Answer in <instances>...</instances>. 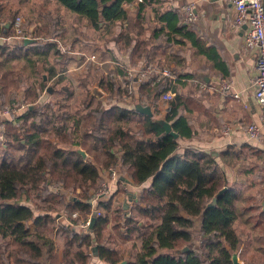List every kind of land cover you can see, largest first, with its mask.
Masks as SVG:
<instances>
[{"label":"trees","instance_id":"trees-1","mask_svg":"<svg viewBox=\"0 0 264 264\" xmlns=\"http://www.w3.org/2000/svg\"><path fill=\"white\" fill-rule=\"evenodd\" d=\"M6 1L0 0V40L6 42L0 45V59L4 57L0 60V96L10 88V74L5 72V66L11 57L5 59V55L11 46L9 40L15 38L11 25L17 18L16 12L6 10ZM48 1L86 19L95 29H99L101 22L115 25L129 23L132 19L134 26L138 25L145 20L143 13L149 5L163 3V0ZM154 11L170 34L179 32L194 43V36L178 12L159 14L158 9ZM48 17L51 21L35 29L45 43L44 49L42 52L35 48L27 50L40 55L44 63L50 51L60 54L58 44L52 42L56 38L55 32L48 27L53 26L55 20ZM118 38L128 50L130 29L122 31ZM178 43L186 42L180 40ZM19 45L22 50L27 48L25 40L19 41ZM145 51L146 46L137 43L132 55L140 59L147 56ZM24 56L22 60L33 66L34 60L27 54ZM107 80L101 84L114 95L115 85H106ZM167 81V78L155 82L149 79L137 93L157 106L160 96L169 89ZM45 85L43 80L40 86L44 88ZM23 88V98L30 106L19 111L16 118L12 117L14 115L6 117L0 131V264H121L120 253L102 240L115 201L112 195L121 187L100 200L98 209L106 213L93 220L89 228L80 232L75 228L77 225L60 223L57 230H62L64 235L61 253L56 250L53 240L45 236L55 228L51 226L53 218L47 212L49 210L37 214L32 207L21 203L24 195L31 192L48 203H59L66 197V207L71 214L75 211L80 214L72 219L78 223L80 218L92 213L90 190L98 184L101 171L117 165L126 168L127 177L136 186L142 187L151 180L148 187L135 195L130 215L122 219L115 216L119 221L115 228L124 240H131L134 234L142 240L141 250L127 264H234V256L243 248V240L236 229L239 195L227 186L225 173L219 169L215 158L189 147L182 150L179 139L193 136L188 119L181 113L188 107L183 96L176 93L167 103L166 121L178 135L175 137L166 133L154 116L119 106L107 107L106 101L96 102L89 94L86 111L80 119L69 114L58 117L56 111L45 117L43 109H52L54 105L41 106V94L34 98L30 95L32 87L25 85ZM70 118L73 125L67 128ZM80 128L82 134H79ZM47 134L55 136V141ZM80 148L90 159L82 156ZM125 176L122 174L118 184ZM50 184L75 194L79 189L81 192L78 197L71 198L58 189H51ZM214 199L216 203L209 207ZM123 227L126 231L122 232ZM256 241L257 245L263 243L260 239ZM176 250L178 252L163 253ZM91 257H96L99 262L92 263Z\"/></svg>","mask_w":264,"mask_h":264},{"label":"crops","instance_id":"crops-1","mask_svg":"<svg viewBox=\"0 0 264 264\" xmlns=\"http://www.w3.org/2000/svg\"><path fill=\"white\" fill-rule=\"evenodd\" d=\"M46 1L48 4L55 5L56 9L51 11L45 5L38 12L42 13L45 10L47 14L52 15L56 26L50 24L48 27L52 32L58 29L57 31L63 33L64 41L70 45L64 43L66 47H63L62 41L56 40V38L52 41L58 42L57 47L62 46L61 51L68 55L67 62L69 64L67 63L65 71L60 70L59 61H57L59 59H56L55 63V60L51 58H55L56 55L50 51L45 62L48 67L43 70L45 74L43 79L46 81L43 91L47 90L48 98L52 94H50L51 89H47V85L51 87L54 82L58 83L59 80L67 79L66 73L81 69L82 77L83 75L89 76L85 65L94 63L97 73L103 74L104 72L102 73L98 66L110 63L113 58L114 63L117 61L115 66L111 65L109 73L100 76L97 89L102 93V96L100 95L99 99L95 98L96 102L106 101L107 107L119 106L135 113L138 111V106L143 104L145 107L150 106L156 119L166 120L167 104L164 107H152V103L141 98L139 93L132 96L136 101H120L123 83L121 77L123 72L125 74L129 66H127L128 63L135 69L140 68L143 63L160 66H167L166 64L176 66V64L184 63L183 67H177L179 76L175 81L171 82L167 78L169 89L165 91H171L175 95L177 93L188 102V107L184 108L181 113L188 119L193 136L189 139H179L182 150L187 147L193 148L211 155L219 162V169L225 173L227 186L239 195L236 204L238 213L236 225L239 222L245 224L240 235L243 246L245 239L248 238V232H255V235H259L256 240L260 239L264 242V130L263 136L259 140L249 139L244 131L248 124L260 122L264 109L254 95L257 52L245 49L243 35L246 27L235 26V10L231 4L227 0H163L160 5L156 3L149 5L143 13L145 20L139 22L138 25L134 26L135 20L132 19L129 23L125 21L115 25L101 22L99 29H95L86 19L58 6L54 1ZM188 2H195L200 14L197 22L186 24L189 32L195 38L194 43L185 39L179 32L170 34L169 29L158 19L157 13L154 11V9H158L159 14L176 11L180 14V8ZM181 20L183 21L182 16ZM77 22L88 25L92 29V31L90 30L91 34L87 32L80 36L76 27ZM4 24L9 26L8 23ZM38 24L37 27H44L41 19ZM128 28L130 29L131 46L127 50L125 44L119 41L118 36ZM107 34L113 35L108 46L111 49L102 52L100 48ZM180 40H184L186 43H178ZM43 43L41 42L40 48L36 49L38 52H42L44 49L42 46H45V43ZM137 43L146 46L147 56L138 59L132 55ZM26 50L29 48H23V51ZM107 53L111 57H108ZM35 56L37 63L44 62L40 55ZM91 56H96L95 61L87 59ZM105 79H108L106 85L109 83L115 85L114 95L113 92H108L103 88L101 83ZM161 79L164 78L159 80ZM224 83L229 84L230 88L224 89ZM63 93L66 94L68 100L74 96V92L68 89L63 90ZM235 94H239V97H235ZM111 96L113 97L111 98ZM85 111L86 108L82 104L73 108V113L68 112L67 114L71 117L76 115L80 119ZM224 124H231L233 127L229 136H225L221 132ZM66 125L67 128L73 125L71 118ZM82 133L83 129L80 128L79 134ZM78 150L85 153L84 158H89V154L85 150L82 148ZM125 170L126 168L122 169V174H126V176L121 183L118 184L119 181L111 183V191L118 187L128 190L126 201L132 204L138 192L148 187L151 180L142 187L136 186L127 177L129 175ZM105 177L102 176V178ZM262 247L264 245L259 246L258 249L262 250ZM252 248L254 246H251Z\"/></svg>","mask_w":264,"mask_h":264},{"label":"rangeland","instance_id":"rangeland-1","mask_svg":"<svg viewBox=\"0 0 264 264\" xmlns=\"http://www.w3.org/2000/svg\"><path fill=\"white\" fill-rule=\"evenodd\" d=\"M5 5H6L7 11L16 12L17 13L16 16L21 18L22 22H21L20 28L23 30V34H21L19 37L25 36V37H28L29 40H31L30 42L27 43L28 48L39 49L40 48L39 44L43 40L40 37V35L35 33V29L37 28V25H39L38 21L41 19L42 24H45L44 22L48 23L49 21H51V19L48 17L49 15L47 16V13L45 12V10H43L42 13L38 12V10L40 8H43L46 5L52 11L56 9V6L53 4H48L46 0H8L5 2ZM76 27H77L78 34L80 36H82L84 33L87 34V32L91 34L92 29L86 24L83 25L81 24V22H77ZM81 29H83V31H81ZM57 30L55 31V34H54L56 36V40L58 39L59 41H62L61 43L63 47H66V45H69V44L64 41V37L62 36L63 33ZM64 33L66 34V32ZM13 37H14V33H13ZM112 39H113L112 34H107V36H105V39L103 41L104 45L102 44L100 48L102 52L106 51L107 49L108 50L111 49L108 46L110 45L109 42H111ZM19 41H22V39L14 38L13 40H9L11 46L8 47L6 55H5V59L7 58V56L11 57V60L7 62L5 66V72L10 74L9 75L10 88L7 90V92L4 93L3 96H0V131L4 128L3 120H5L6 117H8L7 115H2L3 112L6 109H8L9 106L10 107L13 106V104H17L20 106V101L25 94V89L23 88L25 85L32 87V90L30 89L31 90L30 95L32 97L37 98L38 95L41 94L39 98L40 100L38 99L40 101L41 106L46 105V107L47 106L50 107L51 105H54L52 109H48V110L43 109L45 117L51 116L53 114V111L57 112L58 117H64L65 116L64 114H67L68 112L73 113V108H76L78 105H82V104L84 106L86 105L87 93H89L90 96L91 95L94 96L96 99H99L102 96V93L97 89V85L100 81V76L108 74L109 69L111 68L110 66L111 65L115 66L117 62L116 61L114 63L113 58H111L110 63L106 65L104 63L102 66H98L99 68H101L102 70L101 72L102 73L104 72L103 74L97 73V69H96L97 67L94 68L95 67L94 63L93 64L89 63V65L88 64L85 65V67L88 69L87 74H90L89 76L83 75L82 77V75L80 74L81 69L70 71L68 73L69 75L66 73V77L68 76L67 79L59 80L58 83L54 82V84L52 85L50 84L51 87L47 85V89L50 88L51 89L50 94H52V96L48 98L49 94L48 92H46L47 90L43 91L44 88H41L40 86V84L43 83V80H44L43 77L45 75L43 70H45V68L48 67V64L44 62L37 63V57L34 55L36 53L35 52L30 53V51H27V50L23 51L20 48ZM4 43H6L5 40L1 39L0 44L2 45ZM64 43H66V45ZM3 46H6V45H3ZM29 46H32V47H29ZM58 48L60 50V54L56 52L55 53L56 57L51 58V59L55 60L54 61L55 63L59 61L58 67L61 68L60 70L65 71L67 68V65L69 64L67 62L68 55H66L63 51H61L62 46L61 47L58 46ZM56 50L57 49H55V51ZM52 51L54 52V50ZM26 54L28 58L34 60L33 66H30L29 63L25 59L22 60V58L25 57L24 55ZM107 56L111 57L108 55V53H107ZM3 59L4 57L1 58L0 60H3ZM56 59H59V60L56 61ZM128 65L131 67L129 63L127 64V66ZM166 65L169 68H171V70L177 76H179L178 75L179 71L177 67H183L184 63L176 64V66L169 65V64H166ZM0 74H1V71H0ZM124 75L125 74L123 72L121 80H123ZM12 81L13 83L11 84ZM120 84H121V81H120ZM65 89H68L74 92V96L69 100L67 99L68 97H66V94L63 93V90ZM121 93H122V96L119 99L120 101H124V102L125 101H132V102L136 101L135 99L132 98V96L129 97V96L124 95L122 90H121ZM115 100L116 102H118L116 98ZM166 104L167 103L165 102L158 101L157 106L155 107L156 108L164 107ZM141 105L145 107L143 104ZM29 106L30 105L27 104L24 110H26ZM152 107H154L153 104H152ZM16 114H13L14 116L12 117L16 118L20 115V114H17V115ZM57 123L60 124V122H57ZM46 136L50 138L51 134H47ZM50 139H52V141H55L56 137L52 136ZM105 173L106 172L104 173L102 172L100 180L103 179L102 176L105 177L106 175ZM50 185H51V189L53 190L58 189L60 190L61 193L64 192L66 196L71 197V198L78 197V193L81 192V190L79 189L77 193L75 194L74 192L70 190L69 191L61 190V188L59 189L58 186H56L55 184H50ZM128 192H129L128 190L121 188L118 194L112 195V196H115V199L116 198L117 199L114 201L113 208H111V211L109 212L110 223L104 229L102 233L103 234L102 240L104 241V243L110 248L117 250L122 256L123 261L121 262V264H127L129 261H132L135 258L137 252L141 250V246H142L141 244L142 240L138 238V234H134L131 240H124L122 237V234L119 233L118 230L115 228V225L119 223V221L115 219V216H119L121 219L127 218L130 215L131 209H133L132 204H129L128 201H126ZM112 193L113 191H110V195ZM63 200L64 199H62L61 202L59 203L44 202L42 199H40L36 195L35 192H31L30 195L25 194L23 199L21 200L22 201L21 203L32 207L36 211L37 214H43L47 212L51 214L53 218V222L51 226L53 228L55 226V228L52 232L50 231L46 232L45 236L46 238L53 240V242L55 243L56 250L59 253H61L62 249L64 248L63 232L62 230H57L60 223L69 225V226H73V225L76 226L82 223V220L84 218V217L80 218V221L78 223L74 222L72 220L73 218L71 216L70 210H68L66 207V204H67V202L65 201L66 197L64 200L65 203ZM122 207L124 208L125 211L122 210ZM47 208H50V209H47ZM45 210H49V211L46 212ZM105 213H106L105 210H103V214ZM122 213H124L123 217L121 216ZM79 217H80V214H79ZM122 221L123 220H121V222ZM236 226H237L236 229L238 230L239 235H241L243 229L245 228V224L242 222H239ZM75 228L77 231L82 232V228L77 227V226ZM32 230L35 231L36 230L35 227H32ZM123 231H126V227H123L122 232ZM258 236H259L258 234L255 235V232H248V238H246L247 240L245 239L243 248L240 250V252H238L234 256V259L235 261H237V263L239 264H264V247H262V250L258 249L260 245H264V242L263 243L258 242V244L260 245H257L256 238ZM251 246H254V248L251 249ZM168 252L175 253L178 251L177 250L176 251H163V253H168ZM91 262L95 263V262H99V260L96 257L95 258L91 257Z\"/></svg>","mask_w":264,"mask_h":264},{"label":"built area","instance_id":"built-area-1","mask_svg":"<svg viewBox=\"0 0 264 264\" xmlns=\"http://www.w3.org/2000/svg\"><path fill=\"white\" fill-rule=\"evenodd\" d=\"M235 10L234 23L238 28H245L244 30V47L246 50H255L257 52L256 59V76L254 79L255 99L264 108V1L263 0H227ZM180 14L185 24H193L198 21L200 14L198 12L195 2H188L180 8ZM21 18L17 17L12 23V31L15 38L22 40L29 39L28 37H19L23 34L21 26ZM95 61L96 56L87 58ZM160 78H168L171 82L175 81L178 76L167 66H160L152 63H143L140 68L135 69L127 67L121 85V90L126 96H134L139 87L149 79L154 82ZM224 89H229L227 83L223 84ZM175 94L171 91L164 92L160 96L162 102L168 103L174 98ZM239 97V94H235ZM26 101L24 98L20 101V106L13 104L9 106L2 115L11 116L26 108ZM231 124H224L221 132L225 136H229L232 132ZM264 130V109L260 122L248 124L245 128V135L252 140H259L263 136ZM106 172L105 178L101 179L98 184L90 191L89 204L92 207V213L82 220V223L77 225L82 229H87L91 226L93 219L99 218L103 214V210L98 209V203L102 198L109 195L111 191V183L117 182L122 177V167L111 166L104 170ZM72 218H77L79 212L75 211L71 214Z\"/></svg>","mask_w":264,"mask_h":264},{"label":"water","instance_id":"water-1","mask_svg":"<svg viewBox=\"0 0 264 264\" xmlns=\"http://www.w3.org/2000/svg\"><path fill=\"white\" fill-rule=\"evenodd\" d=\"M30 41L31 40L26 39L25 43H28ZM137 109H138V111H140V112H142L144 114H148L150 116H153L151 108L149 106H146V107L138 106ZM158 122H159V124H161L163 126V128H164L166 133L173 134L175 137L178 136L177 134L174 133V131L172 129V125L168 121H166V120H158ZM80 153L82 154V156H84V157L86 156L83 151H80ZM215 203H216V199L213 200V202L209 205V207L214 205ZM93 220H95V218ZM234 264H239V263H237V261H235V259H234Z\"/></svg>","mask_w":264,"mask_h":264}]
</instances>
